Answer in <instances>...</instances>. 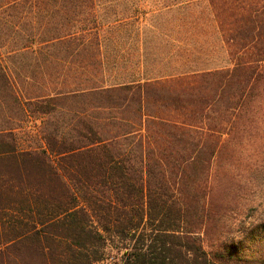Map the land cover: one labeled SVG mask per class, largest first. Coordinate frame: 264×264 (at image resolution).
Returning a JSON list of instances; mask_svg holds the SVG:
<instances>
[{
	"label": "trees",
	"instance_id": "obj_1",
	"mask_svg": "<svg viewBox=\"0 0 264 264\" xmlns=\"http://www.w3.org/2000/svg\"><path fill=\"white\" fill-rule=\"evenodd\" d=\"M263 124L264 0H0V264H264Z\"/></svg>",
	"mask_w": 264,
	"mask_h": 264
},
{
	"label": "rangeland",
	"instance_id": "obj_2",
	"mask_svg": "<svg viewBox=\"0 0 264 264\" xmlns=\"http://www.w3.org/2000/svg\"><path fill=\"white\" fill-rule=\"evenodd\" d=\"M67 119L66 113H52L47 116L34 114L32 119L24 120L21 125H30L35 131H41L42 125H66ZM248 151L246 152L247 155L252 156L247 158L248 162L245 161V164L250 168L258 167L259 165L263 167V173L259 177L258 182L252 185V188H244L242 193L243 200L239 201V208L245 211L241 217L246 218L245 225L247 227L250 225H262L264 227V146L255 142L252 147L248 148ZM261 230H264V228Z\"/></svg>",
	"mask_w": 264,
	"mask_h": 264
}]
</instances>
